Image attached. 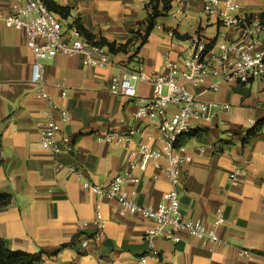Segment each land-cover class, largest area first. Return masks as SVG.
Here are the masks:
<instances>
[{
    "label": "crops",
    "instance_id": "1",
    "mask_svg": "<svg viewBox=\"0 0 264 264\" xmlns=\"http://www.w3.org/2000/svg\"><path fill=\"white\" fill-rule=\"evenodd\" d=\"M11 1L0 0V12L5 13ZM49 1L68 9L66 17L58 15L66 33L76 21L94 37L120 45L133 39L131 31L145 19L148 0ZM203 2L171 0L146 42L136 50L138 40H131L125 52L110 54L108 66H86L80 55L42 60L41 85L30 83L32 55L23 33L0 22V193L11 196L0 208V239L7 249L42 251L46 264H134L142 255L144 264H264V122L243 143L248 131L264 121L260 81L245 85L218 81L216 91L209 88L211 79L198 87L187 85L199 100L229 106L209 123L191 121L189 133L198 135L182 140L190 161L180 166L177 186L185 221L198 219L211 227L220 212L224 222L215 228L219 242L203 243L183 231L177 243L147 238L153 221L120 215L114 200L83 188L70 170L81 171L89 182L102 186L130 172L138 182L124 185L127 194L141 206L160 202L170 188L164 173L152 164L143 171H130L128 166L129 149L163 145L158 115L135 117L140 100L149 101L151 85L136 83V98L126 99L110 92L111 78L127 69L160 73L164 58L188 53L194 36L216 37L223 29L205 15ZM237 4L240 17L264 13V0ZM57 83L64 85L65 97ZM41 89L44 97L37 94ZM59 109L68 114L67 122H61ZM49 115L60 135L70 138L69 152L53 155L40 146L36 123ZM130 130L128 146L95 140L107 131ZM235 168L244 174L241 184L233 187L228 175ZM100 222L105 228L97 236Z\"/></svg>",
    "mask_w": 264,
    "mask_h": 264
},
{
    "label": "built area",
    "instance_id": "2",
    "mask_svg": "<svg viewBox=\"0 0 264 264\" xmlns=\"http://www.w3.org/2000/svg\"><path fill=\"white\" fill-rule=\"evenodd\" d=\"M237 8V0H204L203 12L223 29L216 37L204 39L194 36L188 53L178 59L164 58L160 73L147 75L141 68L127 69L111 78L110 92L126 99L136 98V83L148 82L151 85L152 95L147 102L140 100L135 117L142 118L148 113L158 115L156 127L163 145L155 149L139 144L129 149L128 166L130 171L135 168L143 171L152 164L164 173L170 188L162 194L157 205H138L127 194L124 185L138 182L130 172L117 175L102 186L92 184L81 171L70 168L81 179L83 188L114 200L120 215L136 214L153 221L154 227L145 233L147 238L157 237L177 243L183 231L203 243L220 241L215 233V228L224 222L220 212L217 211L211 227L198 219L185 221L179 210L177 186L180 183V166L190 161L182 138L191 131V121L209 123L218 112L229 108L228 105L199 100L187 85L198 87L211 79L214 82L209 88L216 91L218 81L241 85L260 81L264 91V13L240 17L236 14ZM0 22L6 28L23 33L25 45L32 55L30 83L33 85L42 84L41 61L57 55H80L86 66L105 67L111 63L106 47L86 39L73 24L66 33L59 17L49 11L42 0H12L7 11L0 12ZM55 86L61 90V97H65L64 85L57 83ZM37 94L45 96L42 89ZM48 105L51 106L49 102ZM58 112L61 122L69 120L63 109ZM36 128L39 144L44 150L53 155L71 150L70 138L60 135V127L50 115L37 122ZM132 133L131 130L121 133L107 131L97 135L95 140L128 146ZM162 161H165L164 166ZM243 174L239 168L233 169L228 175L229 184L239 186ZM104 228V222L98 223L96 235H101ZM85 244L86 241L81 243L82 246ZM144 259L145 255L139 256L134 264H144Z\"/></svg>",
    "mask_w": 264,
    "mask_h": 264
},
{
    "label": "trees",
    "instance_id": "3",
    "mask_svg": "<svg viewBox=\"0 0 264 264\" xmlns=\"http://www.w3.org/2000/svg\"><path fill=\"white\" fill-rule=\"evenodd\" d=\"M45 4L46 8L56 14L57 16L66 17L68 13V9L64 7H60L54 4L52 1L49 0H42ZM171 0H148L147 3L144 5V9L146 11V17L143 21L137 24V29L131 31L132 38L138 40V45L136 50L140 46H142L149 36L151 30L155 26L156 19L167 13L170 9ZM73 25L77 27L80 33L89 41H92L94 44L104 46L107 48L109 54H114L118 52H125L128 43L133 40L127 41L125 44L117 45L115 42H109L104 38H96L92 34L86 32L76 21L73 22ZM175 34V33H173ZM264 121H258L247 133L245 143L247 140L253 138L257 132L259 131V126ZM198 135L197 132H191L185 135L184 138H190ZM11 201V196L6 193H0V208L6 207ZM42 251L37 253H27L20 250H9L5 247L3 241L0 239V264H46L42 259Z\"/></svg>",
    "mask_w": 264,
    "mask_h": 264
},
{
    "label": "rangeland",
    "instance_id": "4",
    "mask_svg": "<svg viewBox=\"0 0 264 264\" xmlns=\"http://www.w3.org/2000/svg\"><path fill=\"white\" fill-rule=\"evenodd\" d=\"M164 93H165V90H164Z\"/></svg>",
    "mask_w": 264,
    "mask_h": 264
}]
</instances>
